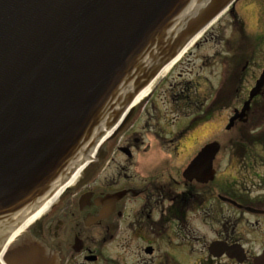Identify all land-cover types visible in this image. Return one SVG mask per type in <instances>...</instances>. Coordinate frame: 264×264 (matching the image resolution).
I'll list each match as a JSON object with an SVG mask.
<instances>
[{
	"label": "flooded vegetation",
	"instance_id": "flooded-vegetation-1",
	"mask_svg": "<svg viewBox=\"0 0 264 264\" xmlns=\"http://www.w3.org/2000/svg\"><path fill=\"white\" fill-rule=\"evenodd\" d=\"M223 28H232L226 39ZM263 68L264 0H235L100 147L89 180L66 189L58 214L31 232L59 264H252L264 249V149H219L211 181L185 169L202 146L193 127L228 120ZM263 110L264 84L244 123Z\"/></svg>",
	"mask_w": 264,
	"mask_h": 264
},
{
	"label": "water",
	"instance_id": "water-1",
	"mask_svg": "<svg viewBox=\"0 0 264 264\" xmlns=\"http://www.w3.org/2000/svg\"><path fill=\"white\" fill-rule=\"evenodd\" d=\"M231 1L0 0V250L7 232L68 179L105 130L126 122L135 96ZM263 84L264 70L249 99ZM218 148L208 143L197 156L209 171ZM6 248L7 264H57L56 252L31 236ZM255 264H264V252Z\"/></svg>",
	"mask_w": 264,
	"mask_h": 264
},
{
	"label": "rangeland",
	"instance_id": "rangeland-1",
	"mask_svg": "<svg viewBox=\"0 0 264 264\" xmlns=\"http://www.w3.org/2000/svg\"><path fill=\"white\" fill-rule=\"evenodd\" d=\"M245 18H247V20L249 21V14L247 12H245ZM224 18L222 19V26L224 27L227 22V17L224 15ZM232 28H230L229 30L226 29H222V37L224 39H226L228 36H231L230 33L232 32L231 30ZM210 36V33L207 35V37ZM230 44H233V40L229 41ZM261 45L259 46L258 52H260V48ZM226 52H230L229 49L225 48ZM233 50L231 49V54H232ZM229 60V59H228ZM258 63L260 64V66L263 65V61L258 60ZM210 78H213V73L212 71L210 72ZM263 107V106H262ZM226 112L228 111V109H225ZM217 116H219V119L216 120H212V121H208L205 123H200L198 125H195L192 129V131H194V133L196 134L195 137L200 138V142H205L208 140V138L210 137V135L214 132H218L215 135V138H217L218 142L221 145L222 149H236L238 146V136H236L238 132L242 133V137L244 142L247 141H252L253 138H255L254 134H259V130L262 129L263 131L260 133H264V125L262 124V122L264 121V110L263 113H256L251 115L249 123L248 124H241V123H236L234 125L233 128L226 130L225 129V124L227 122V119L225 120V117L222 115V113H219ZM215 121V122H213ZM249 131H251V135H249ZM256 150H260V149H264V146L258 145L255 147ZM217 156H220V153H217ZM235 165V162H231L228 161L227 162V166L229 167V171H231L230 169L233 168V166ZM62 196L59 197V199H57V201L54 202V205L50 208L49 212L51 215L56 216L58 214V211H54V208H57L58 205L57 203L59 202L60 198ZM46 213V214H47ZM198 227L199 228H203V226L201 225V223H198Z\"/></svg>",
	"mask_w": 264,
	"mask_h": 264
},
{
	"label": "bare ground",
	"instance_id": "bare-ground-1",
	"mask_svg": "<svg viewBox=\"0 0 264 264\" xmlns=\"http://www.w3.org/2000/svg\"><path fill=\"white\" fill-rule=\"evenodd\" d=\"M191 43V41L188 43V45ZM187 45V46H188ZM169 66H171L170 64L166 66V68L164 70H167V68H169ZM150 87H145L142 92L135 98V102L140 100L142 96H144L148 91H149ZM195 137V133L193 134ZM80 172V167L77 168L75 170V172L71 175L69 181L67 184H65L64 186L70 185V182H72L79 174ZM64 186L60 187L58 189V191L55 192L54 195L51 196V198L44 204L42 205L28 220H26L16 231H19L21 228H23L25 225H27L29 222H31L35 217H37L40 213L45 212L47 210H49V208L51 206H53L54 202L58 199V195L60 194V192L62 191V189L64 188Z\"/></svg>",
	"mask_w": 264,
	"mask_h": 264
}]
</instances>
